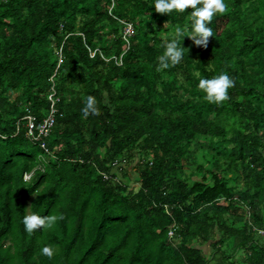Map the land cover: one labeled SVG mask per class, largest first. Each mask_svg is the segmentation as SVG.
Here are the masks:
<instances>
[{"label": "trees", "instance_id": "16d2710c", "mask_svg": "<svg viewBox=\"0 0 264 264\" xmlns=\"http://www.w3.org/2000/svg\"><path fill=\"white\" fill-rule=\"evenodd\" d=\"M226 3L207 47L185 36L159 70L191 8L0 0V264H264V0ZM221 72L235 84L209 102L199 80ZM52 88L35 143L28 117L48 115ZM33 212L58 219L29 233Z\"/></svg>", "mask_w": 264, "mask_h": 264}, {"label": "clouds", "instance_id": "9594fccd", "mask_svg": "<svg viewBox=\"0 0 264 264\" xmlns=\"http://www.w3.org/2000/svg\"><path fill=\"white\" fill-rule=\"evenodd\" d=\"M155 11L164 14L184 13L191 8L190 25L178 26L174 29L170 39L164 43V53L159 57L158 69L163 70L171 65L181 62L184 57L185 47L183 40L185 36L190 37L198 46L207 47L209 38L214 37V30L210 25L214 16L228 11L226 0H154ZM235 81L229 73L221 72L211 78L202 77L198 87L205 93L204 98L213 103H222L228 98V90L233 87ZM96 100L93 96L87 98L84 108L85 115L89 112L95 113ZM58 217L56 215H40L36 212L25 215L23 224L29 233L43 228H53ZM42 253L51 258L55 254V249L51 245H44Z\"/></svg>", "mask_w": 264, "mask_h": 264}, {"label": "built area", "instance_id": "2783aa9c", "mask_svg": "<svg viewBox=\"0 0 264 264\" xmlns=\"http://www.w3.org/2000/svg\"><path fill=\"white\" fill-rule=\"evenodd\" d=\"M125 25L126 26L124 28V38H125L127 45L129 46L128 37L133 34L134 28H133L132 23H130V22L129 23L125 22ZM89 51H90L91 57H94L96 55V53L98 52L104 58L105 61H109L111 59H114L118 65L122 64V56H120L119 58H116L114 56L107 58L104 55V53L102 52V50H100L99 48H96L94 50L89 49ZM48 99L51 102L50 111H49L48 115L42 119L41 122L36 123V120L34 119V117H32V116L28 117V119H29L28 135L31 138V140L35 143L40 142L42 137H44V138L48 137V135L52 131V129L55 125V122H56V113H57L56 101L58 98L56 96V90L54 88H52V92L49 95ZM41 146L44 149H46V151L48 150L44 142H41ZM32 174L33 173H26L25 179H30Z\"/></svg>", "mask_w": 264, "mask_h": 264}, {"label": "rangeland", "instance_id": "374dc122", "mask_svg": "<svg viewBox=\"0 0 264 264\" xmlns=\"http://www.w3.org/2000/svg\"><path fill=\"white\" fill-rule=\"evenodd\" d=\"M133 187L137 188V187H138V184L135 183V184L133 185ZM205 247L208 248V244H206Z\"/></svg>", "mask_w": 264, "mask_h": 264}]
</instances>
